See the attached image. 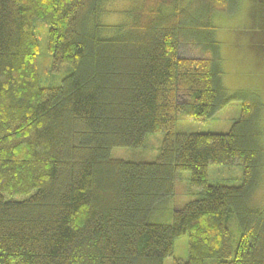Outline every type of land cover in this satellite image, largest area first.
Wrapping results in <instances>:
<instances>
[{
  "label": "trees",
  "instance_id": "16d2710c",
  "mask_svg": "<svg viewBox=\"0 0 264 264\" xmlns=\"http://www.w3.org/2000/svg\"><path fill=\"white\" fill-rule=\"evenodd\" d=\"M108 1L0 0V264H163L183 234L172 264H264V104L223 85L212 24L237 0H137L105 34ZM34 19L53 69L72 68L58 86L39 85ZM233 100L227 132L177 131ZM150 132L154 161L110 156ZM209 164L242 166L241 182L209 184ZM178 171L202 196L149 221Z\"/></svg>",
  "mask_w": 264,
  "mask_h": 264
},
{
  "label": "rangeland",
  "instance_id": "374dc122",
  "mask_svg": "<svg viewBox=\"0 0 264 264\" xmlns=\"http://www.w3.org/2000/svg\"><path fill=\"white\" fill-rule=\"evenodd\" d=\"M136 1H108L109 3L104 7L106 11L100 19V23L110 27L104 29L105 34L116 32L113 25H116V22L124 23L128 17L127 8ZM231 10L216 13L212 18L215 39L220 43L223 85L230 93L247 94L249 98H256L258 95L264 104V0H237ZM33 30L39 44L36 59L39 85L58 86L72 68L69 64H62L57 69H53L52 58L47 48L48 26L41 20L34 19ZM187 53L189 56L195 55L193 51ZM241 109V101L233 100L203 121L179 118L176 129L178 132L187 133L227 132ZM260 123L264 129V109ZM163 138V132L147 133L142 146L114 147L110 156L129 161H154L159 154ZM242 173V166L237 164H209L208 182L212 185L217 183L237 185L241 182ZM256 193L257 201L264 206V172ZM201 196L200 189L190 184V172L178 171L173 195L155 205L149 215V221L166 223L171 220L174 207L183 206L188 201ZM187 255L188 236L183 234L174 239L173 254L166 257L163 264H172L174 259L184 260ZM206 264H215V260L209 259Z\"/></svg>",
  "mask_w": 264,
  "mask_h": 264
}]
</instances>
